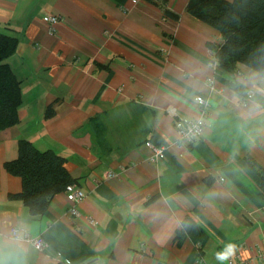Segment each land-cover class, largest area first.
<instances>
[{"label": "crops", "instance_id": "1", "mask_svg": "<svg viewBox=\"0 0 264 264\" xmlns=\"http://www.w3.org/2000/svg\"><path fill=\"white\" fill-rule=\"evenodd\" d=\"M189 1L0 0V31L19 38L8 62L23 97L19 122L0 134V233L8 239L16 226L51 244L41 252L23 241L24 264H228L215 258L228 244L237 264H255L264 76L221 68L209 48L221 35ZM47 14L61 19L51 25ZM199 95L209 127L183 145L177 125L200 116ZM21 138L65 157L86 195L78 220L65 191L39 217L12 197L22 179L4 163ZM148 143L164 146V158L151 162ZM187 217L199 236L180 243Z\"/></svg>", "mask_w": 264, "mask_h": 264}, {"label": "trees", "instance_id": "2", "mask_svg": "<svg viewBox=\"0 0 264 264\" xmlns=\"http://www.w3.org/2000/svg\"><path fill=\"white\" fill-rule=\"evenodd\" d=\"M187 11L219 31L221 42H209V48L221 68L234 73L239 64H245L264 76V0H190ZM165 14L179 18L169 8ZM18 45L17 35L0 31V134L19 122L22 80L8 62ZM65 164L61 154L40 150L31 140L21 138L18 156L4 163L9 173L22 179V191L12 197L23 200L33 217L42 216L53 198L76 182ZM261 177L264 190V173ZM199 231L198 224L187 217L176 238L182 243L188 235L197 238Z\"/></svg>", "mask_w": 264, "mask_h": 264}, {"label": "built area", "instance_id": "3", "mask_svg": "<svg viewBox=\"0 0 264 264\" xmlns=\"http://www.w3.org/2000/svg\"><path fill=\"white\" fill-rule=\"evenodd\" d=\"M60 19H61L60 16L53 14H47L44 17V20L49 22L51 25L57 24L60 21ZM249 96L251 97L252 93ZM195 101L201 111L200 116L193 120L181 121L177 125L179 142L183 145L193 143L195 140L203 136L209 127V124L205 118L207 112L206 110L207 100L203 96L199 95L195 98ZM148 144L151 147V155L149 157V160L151 162H158L159 160L164 158L166 151V148L164 146H159L152 143H148ZM107 175L109 177H113L116 176V173L111 171ZM65 192L70 202L68 211L75 219L78 220L79 217L81 216V210L79 206L86 196L85 192L76 183H71L67 185ZM78 225L79 224L76 225L77 228H79ZM17 232H22L23 241L29 242L32 246H34L36 249H38L41 252L49 251V249L51 248V244L42 235H32L29 231L15 226L11 229V236ZM254 261L255 264H264V249L260 250L257 253V255L254 257ZM238 263L243 264V261L240 260ZM228 264H237V263L235 262L234 259L229 258Z\"/></svg>", "mask_w": 264, "mask_h": 264}, {"label": "clouds", "instance_id": "4", "mask_svg": "<svg viewBox=\"0 0 264 264\" xmlns=\"http://www.w3.org/2000/svg\"><path fill=\"white\" fill-rule=\"evenodd\" d=\"M25 251L22 232L14 233L8 239H5L4 235L0 233V264H24ZM235 252L236 246L228 244L224 251L215 254V258L223 262L234 256Z\"/></svg>", "mask_w": 264, "mask_h": 264}]
</instances>
